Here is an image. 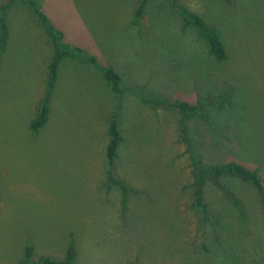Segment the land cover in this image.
<instances>
[{"label": "rangeland", "instance_id": "obj_1", "mask_svg": "<svg viewBox=\"0 0 264 264\" xmlns=\"http://www.w3.org/2000/svg\"><path fill=\"white\" fill-rule=\"evenodd\" d=\"M0 16L8 39L0 57V264H262L264 213L249 183L208 180L203 199L224 219L222 245L194 204L206 166L235 162L264 183V0H178L216 26L227 53L217 62L167 0H34L64 40L120 76V93L94 66L65 58L50 114L29 131L44 94L51 43L29 5ZM174 101L198 104L184 117ZM123 141L108 178L107 124ZM182 127L185 133L181 131ZM185 135L187 141L182 136ZM223 222V220H222ZM33 247L24 262L26 245ZM205 244L206 248L202 247Z\"/></svg>", "mask_w": 264, "mask_h": 264}, {"label": "trees", "instance_id": "obj_2", "mask_svg": "<svg viewBox=\"0 0 264 264\" xmlns=\"http://www.w3.org/2000/svg\"><path fill=\"white\" fill-rule=\"evenodd\" d=\"M16 0H8L5 5L2 6L6 9ZM26 2L32 9L33 14L38 19L40 25L43 27L47 38L51 43V54L49 56L47 65V77L45 81L44 94L39 104L37 105L36 112L33 118L29 122V131L31 133H37L46 124L50 114V99L57 81L59 66L65 58H71L75 60H81L88 65L96 67L102 74L103 78L109 83L112 92L120 93V81L119 74L110 66H101L98 63L97 58L87 53L84 49L70 44L64 40L63 32L58 29L49 17L40 9L34 0H22ZM151 0H139L138 6L135 11V17L141 19L147 11ZM172 9L177 14L182 29H190L196 33L199 39L204 44L207 53L217 62H225L227 60V53L221 37L219 29L213 24L207 22L202 16L187 8L184 4L178 2V0H167ZM8 39V26L3 16H0V57L4 50ZM172 108H175L185 118L191 115L198 114L203 116L198 104L192 105L183 101H174L170 103ZM181 131L185 133L184 127ZM107 138L108 142L105 148V157L110 167L108 172V178L113 184H115L122 192L121 204L123 207L127 205V196L129 189L122 180H118L114 177L112 167L115 159L118 156V151L123 141L120 133L117 119L113 116L110 118L107 124ZM184 141H187L185 135L182 136ZM223 177L231 179H237L243 183H249L256 191L261 209L264 213V183L257 170H251L243 165L235 162L221 163L211 166H206L201 170L199 177L195 178L192 185L193 187V200L197 208L200 209L203 222L209 223V227L212 233V238L220 246L222 245L221 236L225 226L224 219L221 216H217L208 211V204L203 199V183L208 180L217 189L224 190L226 196H228L230 202L237 208V210L244 212L242 209V203L239 198L233 192H226L222 186L220 180ZM223 220V222H222ZM224 225V226H223ZM203 248H206L205 244H202ZM262 264H264V241L262 244ZM24 262L31 263L33 254V247L29 244L24 249ZM75 258V250L72 245H69L66 250V260L58 261L49 257H39L36 261L37 264H71V261Z\"/></svg>", "mask_w": 264, "mask_h": 264}]
</instances>
